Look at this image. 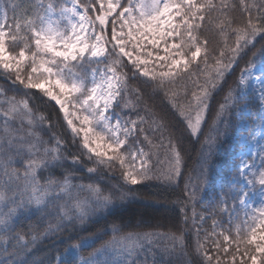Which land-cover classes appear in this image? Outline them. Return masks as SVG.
Here are the masks:
<instances>
[{
    "label": "snow or ice",
    "instance_id": "1",
    "mask_svg": "<svg viewBox=\"0 0 264 264\" xmlns=\"http://www.w3.org/2000/svg\"><path fill=\"white\" fill-rule=\"evenodd\" d=\"M235 8V3L226 0H0V75L11 86L0 85V250L8 257L0 264H29L27 256L38 236L31 226L28 231L21 227L25 220L55 212L44 235L59 232L109 210L115 195L126 199L131 191L128 186L151 180L175 190L183 179L176 198L181 221L167 232L129 233L119 238L120 229L114 226L107 241H103L107 231L69 236L55 264H136L133 253L150 246L154 237L172 242L163 249L167 255L176 247L181 256L187 254L181 224L187 225L189 206L194 224L197 217L205 219L195 212V205L198 195L212 184L210 166L202 153L193 170L196 175L190 172L185 177L173 126L148 101L163 92L189 134L198 136L208 110L209 90L231 75L242 54L255 47L257 36L264 40V0H239V16L233 14ZM206 33L219 36L222 46L217 47L220 42ZM253 81L264 85V46L253 53L235 87L228 88L213 128L226 107L235 108L239 124L246 127L245 118L252 115ZM9 90L22 93L21 98L7 96ZM35 95L54 102L57 120L69 133L67 139L53 133L45 140L35 130L40 127L47 132L55 127L51 115L33 112L30 100ZM259 99L264 109V86ZM124 112L135 115H121ZM258 116L264 139V111ZM149 133H159V140ZM255 133L254 127L250 137L242 136L241 145L255 141ZM70 148L78 154L73 155ZM240 157L235 174L212 195V212L228 215L229 234L222 230L218 235L228 245L223 248L225 254L234 246L231 264L238 258L239 264L245 260L264 264V147L258 153L242 150ZM85 159L95 167L84 169ZM98 169H119L123 184L109 186L107 194L99 184H73L75 171L86 170L91 177ZM82 192L88 195L82 198ZM194 230L197 259L190 264H213L214 257L200 243L199 229ZM97 241L102 243L94 248ZM214 245L221 250L219 241ZM89 248L92 251L82 256V250ZM215 264H220L219 257Z\"/></svg>",
    "mask_w": 264,
    "mask_h": 264
},
{
    "label": "trees",
    "instance_id": "2",
    "mask_svg": "<svg viewBox=\"0 0 264 264\" xmlns=\"http://www.w3.org/2000/svg\"><path fill=\"white\" fill-rule=\"evenodd\" d=\"M19 3L20 0H15ZM216 3H220V0H215ZM229 4L235 3L236 8L234 15H240L239 0H226ZM248 3H253L255 0H247ZM11 16L12 13L10 12ZM110 31V26H109ZM214 41L220 42L216 46H222V41L219 36H214L211 33H206ZM264 46V40H261L259 36L256 38L255 47L246 50L247 54L243 55L241 59L238 60V63L234 67L231 75H227L222 84H218L216 89H210V96L207 101L208 110L205 117V122L202 124L201 132L198 136H192L186 130L184 123L175 115L173 110L170 108L166 97L163 92L157 93L151 101H148L149 106H154L155 110L160 114H166L167 120L173 126L174 134L176 139L179 141V146L184 158L185 168L184 175L185 177L191 172L193 176L196 175L194 169L198 168V162L201 159V154L203 153L204 158L207 160L208 166H210V176L212 184L208 187L209 190L215 192L216 183L221 181L225 183L224 176L227 174V167L231 165L233 161V155L235 154V131L237 126V113L236 109L232 107H226L223 112L220 122L216 128H213V119L216 117L217 112L219 111V106L224 102V97L227 94L229 87H235L236 81L241 74V70L246 67V65L253 59V53H258L261 47ZM11 50V49H10ZM18 51V49H17ZM257 63H259V58H257ZM195 78V77H194ZM188 81H181V84L187 83ZM201 82H203V77H201ZM135 83V82H131ZM0 85H4L6 88H10L2 75H0ZM189 92H191V84L189 83ZM6 95L11 97L16 96L17 99H20L22 93H16L11 90L6 92ZM131 100L135 102V95H131ZM147 100V97L144 98ZM52 103L49 102L46 98L41 99L40 95H35L30 100V105L33 108V112L37 116L43 114L45 117L51 115V123L55 127L51 128L45 132L42 128L37 127L35 130L41 132L43 138L48 140L51 134H56L62 140L69 137V133L65 126H62L57 120L56 110L52 107ZM243 103V101H241ZM144 101L140 102L139 111L141 115L143 112ZM254 107V106H253ZM254 116L257 115V110L251 109ZM121 115H132L134 113L124 112ZM37 123H40L39 121ZM45 125L48 123L44 122ZM13 128H19L18 124H13ZM147 125L145 128L147 130ZM28 126H24V132H26ZM152 136L151 133H149ZM159 133L155 136H152L154 140H159ZM51 143V142H50ZM73 155L78 154L77 150L74 148L69 149ZM163 160V156H161ZM84 169L87 167H95L91 162H87L86 159L82 161ZM66 167L71 171L72 167L70 164H66ZM56 175L60 176V170H56ZM75 179L72 181L73 184H99V186L104 190L105 194L109 191V186H120L123 184L121 180V173L119 169L114 170H105L98 169V171L93 174L91 177L86 172V170H77L75 171ZM183 179H181L179 187L175 190L168 185L157 181H145L141 185L137 186H128L131 188V191H128V188H122V191H128V196L124 200H120L118 195L114 196V204L107 211H100L91 216L90 219L86 220L83 223L76 222L73 225H67L66 228L61 229L59 232L50 233L44 235L47 224L49 220H55V212L52 216L44 217L43 219L38 217H33L31 219L25 220L21 227L25 230H31L38 236L37 241L34 245L31 246V252L28 254L27 259L29 264H55V260L58 254L62 253L67 247L69 236L73 237H87L92 235H103L107 231V235H103V241H107L112 238V229L117 227L120 229V232L117 234V238L129 234V233H143L148 231L155 232H167L172 225L177 224L182 220L180 214V206L176 203L177 195L180 190L183 188ZM208 188L202 191L197 197V203L195 205V212L202 210V206L206 203V200L209 198L210 194L206 192ZM81 197L87 196V192H82ZM201 196L203 199H201ZM205 210V209H203ZM217 217L222 216L223 214L218 212L215 213ZM188 222L187 225L181 224V227L184 229L185 240L187 242L186 255H180V248L176 247L171 256L164 253L163 249L165 247H170L172 242L161 237H154L153 243L145 245L144 249L138 250L133 253L131 259L136 261V264H163L168 260L172 261V264H190L192 259H197L194 252V247L196 243V231L194 230L197 227V224L193 222L192 219V210L189 206L188 211ZM221 218V217H220ZM170 219V220H167ZM160 225L161 227H158ZM175 231V228H172ZM234 238L235 233H231ZM200 243L204 245L207 250L211 252V246L214 245V241L211 242L207 240L204 242L201 240ZM102 241H97L93 246L99 247ZM149 247L151 251H148ZM225 244L220 243V251H217L215 248V255L213 264H215V257H219L220 264H231V255L234 249V246L229 248V252L225 254L223 248ZM92 249H84L81 252L82 256H87ZM8 257L0 250V261H6ZM123 259V257H121ZM250 261L245 260V264H250ZM198 264V262H197ZM236 264H239V258L236 261Z\"/></svg>",
    "mask_w": 264,
    "mask_h": 264
},
{
    "label": "rangeland",
    "instance_id": "3",
    "mask_svg": "<svg viewBox=\"0 0 264 264\" xmlns=\"http://www.w3.org/2000/svg\"><path fill=\"white\" fill-rule=\"evenodd\" d=\"M150 47V46H149ZM264 86L261 85L258 82L253 81L252 82V91L249 94V99L251 100V104L249 105V110L251 111V109L257 110V115L254 116V114L252 113V115L250 117H246L245 118V124L246 127H242L239 122L237 121V126H236V131H235V137H234V142H235V154L232 156L233 161H231V165H229L227 168V174L224 176L225 181H227L229 179V177L233 174H235V166L237 164H239L240 162V153L243 150L244 152H248L249 149H251V151L253 153H258L259 148L260 147H264V139H261V131L258 128L259 125V116L258 113H260L261 111H264V109H261L260 105H261V101L259 99V89ZM244 102V101H243ZM254 106V107H253ZM238 120V118H237ZM256 128V140L255 141H250V143L248 145H241V137L245 136V137H250L252 135V129ZM258 141V143H257ZM249 160L252 159L251 156L248 157ZM256 163H259V155H257L256 157ZM221 184V181L219 180V182L216 183V190H218V186ZM210 194L209 198L206 200V203L202 206V210H198L196 211V213H198L200 216H204L205 219L203 221H201L198 217L195 220L197 227L199 229L200 232V236H201V240L203 241V244H205L204 242H206L207 240L213 242V241H219V243L223 242L225 244V247H228V245L224 242L223 240V236L218 235L222 230L224 231V233L227 235L229 234V232L227 231V229H229V224H228V215L217 210L215 213H222L223 215L220 217H217L215 213L212 212V208H213V202L211 200L212 195L214 194L213 191L208 190L206 191ZM257 199H259L257 197ZM205 209V210H203ZM242 214V213H241ZM170 220V219H167ZM216 222L217 226L214 228L213 227V222ZM232 232L235 233V229L234 226L232 227ZM213 240V241H212ZM204 250H206L208 252L209 255H215V248L214 245L211 246V252H209L207 249L205 248L203 245ZM250 263V262H249Z\"/></svg>",
    "mask_w": 264,
    "mask_h": 264
}]
</instances>
